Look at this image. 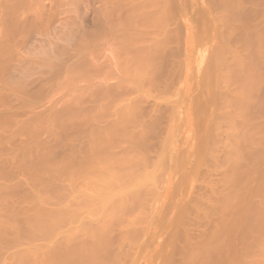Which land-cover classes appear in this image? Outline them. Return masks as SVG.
<instances>
[{
  "label": "bare ground",
  "instance_id": "obj_1",
  "mask_svg": "<svg viewBox=\"0 0 264 264\" xmlns=\"http://www.w3.org/2000/svg\"><path fill=\"white\" fill-rule=\"evenodd\" d=\"M9 1L11 2V0H8V2ZM30 1L33 2V0H30ZM37 1L39 2V0H37ZM37 1H35V2L37 3ZM182 1H184V0H182ZM191 1H194V0H188L187 2L185 0L186 3L183 2V4H181L182 3L181 0H104L106 7H105V4H103L105 9H103L102 14L99 15L100 17L102 16L100 18V20H102V21L98 20L99 22L97 24H99V25H98V28H96V29H98V31L97 30H96L97 32L92 31L93 33H91V32L88 33V31H87V34L85 36V40H86V38H87V40H86V42L84 41L86 43L85 47L88 50L87 52H89V51L94 52L93 49H95L98 46V44H100V42H102L103 40L106 42L110 41L109 45H112V47L115 46V48H116L115 51H116V53L120 59L119 61H121L120 67H121L123 77H121L120 79L118 78V80L116 81V83L114 85H112V87L109 86V87L102 88L101 87L102 85L101 86L98 85V88L94 89L96 85L95 86L93 85V87H92L93 90H92V89H90L91 88V86H90L89 91H87L89 93L85 92V94H84V92L82 91L83 94H81L80 96L78 93V97L77 98L74 97L75 99L70 104L67 103L69 105L61 111H57V112L54 111V112H52L50 114H46V115L41 114L40 116H42V117L39 116V119H37L38 116H37V118H35L33 116L34 115L33 114L32 116L35 119V121L31 120L32 123H30V122L24 123L23 122L24 123L23 124L22 122H20L21 123L20 126H21L22 130L24 129L26 131H30V129L31 130L45 129L48 132L50 131L52 134H53V132H55V134H54L55 136L57 134L56 131L58 132L61 128H63V127L65 128L66 126L71 125V124H74V125L76 124V125L83 126V127L78 126L80 128L79 129L77 128V129L80 131L82 130V133H83V130L85 129V131H84L85 135H84V140L81 139L82 141L80 140V142H79L80 146L77 145V146L81 147L80 151L82 152V153H79L80 156L77 155L78 157L76 156L75 152L74 153L70 152L67 155L65 154L67 157L63 155L61 159L58 158V160L56 161L55 159H52V157L50 155V152L53 151V149H51L52 146L50 145L51 147L49 149V148H46V144L44 145L42 143H39V144L40 145L42 144V146L47 149V150H45V148H44V150L46 152H43L40 154V152L44 151L43 149H40V150H42L39 152L40 156L35 157L37 154H34V155L32 154V156H34V158H35V159H33V157H32L33 160L31 158H29L31 155L27 157V153H26V150L29 149L30 146H28L27 148L24 147L25 145L23 147L21 146V148H19L20 150L17 149V151H19L20 153H18L15 150V152L18 153V154L16 153V155L18 156V158H17L18 162L15 161L16 155H15V160L13 159L10 161H12V163H14V164H19V165H15V166H17V168H19L22 165L23 170H21V169L20 170L23 171V173H24V171L27 173L28 179H25L22 181L24 182V181L28 180L29 183L28 182H26V183H28L27 185H29V187L26 186L25 182H24L25 184H22L20 181H19V183H21L22 186L25 185V188L27 187L26 189H30V190H27L28 192L30 191V194H31V196H29L30 198H28V200H30V203L32 205L30 206L31 208L28 207V209H27L28 211H24L23 206H20V205H15V206H20L23 209V211H22V209H21V211H18V210L15 211V209L12 207H10V208L13 209L14 211L11 209L8 210L9 207L6 208V206H8V203L10 202V200H8V199L6 200L5 194L4 195L2 194V193H5V192H2V189L4 188L6 190V187H5L6 185L2 182L5 186L4 187L0 186L1 187L0 188V243L1 242L4 243V241L7 242L9 240H12L11 242L9 241L10 242L9 245H11V243L20 242V240L23 239V238H21V236L19 237V233H22V232H20L21 229H23L25 231V232L23 231L26 235L25 236L23 233L24 237H27V234H28L29 235L28 237H30L31 239L35 238V240H36L37 235H39L38 239H40L39 237L42 236V237H45V239H48L47 242L48 241L51 242V240L53 242V241H55V239H57V237L55 238V236H57V234L59 233L58 234L59 239H57V240H59V241L62 240V241L61 242H59L57 240L55 241L56 243L58 242V244L59 243L60 244L59 245L57 244L58 247H57L56 243L53 244L54 246L56 245L55 246L56 249H54V250H53V248H50V250H48V248H46V247L45 248L43 247L44 248V250H43V248L40 249L39 247L36 246L35 243L38 241L34 242V240L32 241L29 238L28 240L29 241L31 240V242H29L30 247L33 249L30 250L29 249L30 247H29L28 249H25V250H27V252L26 251L24 252L23 250H21V252H19V253H18V251L16 253L14 252L16 255H14L12 253L14 256V259H13L14 261L11 262L12 264H103L104 263L103 262L104 258H102V254L104 252V249H106L105 247L108 245V244H106L107 243L106 241H107V238L109 235V230L112 231L114 229V227L116 228L117 226H118L117 228H119V229H121V227L123 226V229H124V225L122 223L127 225V222H129V220L127 221V218L129 217L130 220L132 219L131 218L132 215L130 216V215L126 214V212L128 213V210H129L127 207L128 204H131L133 200L135 201V199H138V198L141 199V201H143L144 199L142 200L141 196H144L143 194L146 193V190H148L147 192H149V190H151L148 186H149V183L152 186L151 180L155 177L151 173L152 170H154L156 168L157 172L155 171V173L157 174V176L160 173L159 172L160 170L159 171L157 170L158 167H160V166H158L160 159L156 160V157H159L160 155H158V156L156 155V157H155L156 161L153 160L154 162L152 161L151 163H148L146 161L147 159L145 158V155H144V153H145L144 150H142V148L139 146L143 136L147 133L148 128H150V126L152 125L150 123L151 120L146 118V117H149L147 115H149V112H150L151 113L150 118H151V116L153 114H156L159 112L160 109L165 108L164 106L165 105L167 106V104L169 103V99H172L171 97L173 95H175L177 91H178L177 92L178 94H176V95H178V97L176 99L174 98L175 101H171L173 104V107H172L171 111L169 110L170 113L168 112L169 113L168 115H170V116L168 118L166 117L167 118L166 120L173 122V121H175L176 118H181V117H176V115L177 114L179 115V113L183 114V112H184L186 117L190 115V111H191L190 105H185L183 107L181 106V103L183 102V100H182L183 96H181V98L179 97V95H180L179 91H181L182 88L180 87L181 88L180 90H179V88L176 89L177 91L172 90V91H174V93L171 96L172 92H169L170 93V95H169V93H168V91H169L168 87L169 86L167 83L165 84L164 75H162V72L160 73V71H162L160 69L162 66L161 63H162V61L166 62L163 59L165 58L164 56H166V57L168 56V54L166 55V53H169L167 51L169 50V45L171 43V40L173 39L171 34H170V32H171L170 28L168 29V25L175 18H177L175 15H173L175 13L183 19L184 23L188 22V23L192 24L191 25L192 27H191L187 23L189 30L196 31L195 27L193 28V26L196 25L198 31L200 32V34H198L200 37L198 35H196V38L194 37L196 33H199L198 31H196V33L192 31V33H195L194 36L192 33H190V34H192L191 36H193V39L195 38V41L200 40V42H202L200 44V46H204V48H203L204 50H205L206 43L209 44V47L214 46V49H212L213 50L212 51L213 53L211 54L212 56L211 55L207 56L208 61H206V63H208V64L210 63V64L207 67L205 64L204 69L202 68L203 71L200 72V74L198 73V76H200V77H198V85L203 91V92L201 91L202 94L205 92L204 94L207 93L206 96H208L207 100H206V97L203 94L206 102L202 103V109H203V107H206V105L207 106L211 105V106H214L213 108L216 109L217 112H219L218 114L215 113L217 115V117L214 114H211L210 116H208V117H213L212 120H214V121L216 118L218 119L217 123L213 122V124H216V125L212 124L213 128H211V129H217V131H218V130H220V127L222 126V127H224V129H226L227 133L228 132L230 133L229 134L230 136H226L227 133L225 132V130L223 129L224 131H221V133L225 132L226 137L230 138V139L227 138L224 140V141L228 140V142L226 141V145L223 144L224 147L222 146V148L226 152L225 156H224L225 157L224 162L228 166L231 167V171H230V174H225L226 177L223 179V184H222L223 186L221 187V189L218 188L219 190L213 189L211 191L209 188L210 193L213 192V196H214L213 199L210 198L209 200H211V199L213 200V203H211V204H213L212 206L217 211L224 210L227 206L229 207V205L232 203L233 200L235 201L237 196L235 197L236 192H234V191H237V190L233 191V189H235V188L237 189L238 186H236L233 189L230 186L232 184L234 185V182H235V179H234L235 176L232 175L233 170H235V168L238 167V165L241 162H244V166L246 165L247 168L249 167L248 169L247 168H245V169H247L250 172V169L253 166V165L251 166V163H252L251 158L252 157H250V155H251L252 151L255 149H257V151H259L258 149H259L260 145H262L261 144V143H263L262 141H264V71H261L260 70L261 67L260 68L258 67V66L263 67V60L261 62L262 64L260 62L258 64L257 62H254L253 60H255V59H252V57H251L252 53H254L253 56L255 55L256 56V57L254 56L255 58H257V59L258 58L259 59L264 58V44H263L264 42L261 38L262 33H260L261 31L262 32L264 31V29H263L264 28V0H262L263 2L261 3V5L257 0H251V2L253 1V3L257 1V3H254V4L251 3V7L253 5L257 4L255 7L258 8L257 9V10H259L258 13L260 12L262 17L258 19L260 14L257 15L255 12V14H256L255 16H258V17L257 18L255 17L254 19H258L259 21L258 22L255 21V23H254V19H253L254 13H253V15H252L253 23L250 22L252 24L249 23V26L243 25L245 23L242 21L243 19H241L243 17L245 18V16H244L245 11H246L245 9H246L247 5H250V4H248V3H250V1H248V0H219V1L218 0H210V2H209V0H206L209 4L203 3V6L201 5L200 0H197L198 2L197 1L196 2L198 4H196V6L197 5L199 6V3H200V5L202 7H199L200 9H197V7H196L197 10L190 11L189 10L190 6L193 5L191 3ZM1 2H5V0L4 1L0 0V5L2 4ZM14 2L15 1H13V3ZM35 2H33V3L36 4ZM174 2L176 5L174 4ZM203 2H205V1H203ZM6 3H7V1H6ZM6 3H4V6H3V9L5 7L4 11L2 9H0V10H2V13L5 12L6 9L9 10V8H10V7H8V5H5ZM9 3H7V4H9ZM33 3H31V6ZM187 3L189 4V7H188ZM258 3H259V5H258ZM26 4H28V3L26 2ZM34 4H33V6H36ZM204 4H205V6H204ZM38 7H39V5H38ZM191 9H193V7ZM257 10L255 9V11H257ZM253 11L254 10H252L251 12H253ZM246 12L249 13V9H247ZM100 13H101V11H100ZM10 14H12L11 17L13 15H15L13 13H9V15ZM250 15L248 17L246 14V18L250 19L251 18ZM1 18H4V16ZM13 18L16 19L14 16H13ZM13 18H10L11 21L13 20ZM4 19H7V18H4ZM4 19H3V21H5ZM1 20L2 19H0V21ZM248 22H246V24ZM10 23L12 24V22H10ZM73 23H75V22L73 21ZM0 25H1V23H0ZM3 25H4V27H2L1 29L5 28L6 23L2 24L1 26H3ZM260 26H262V28ZM70 27L71 26H69V28ZM245 27H246V32H245ZM69 28H66V29H69ZM1 29H0V31H3L2 32V33H4L3 35L7 36L4 39H6L7 41L9 40L8 42L11 43L13 46V41L9 38L10 37L9 34L8 35H7V33L5 34V30L4 29L1 30ZM6 30H7V28H6ZM76 30H78V29H76ZM84 30H86V29H84ZM81 31H82V29L80 30V32ZM252 31L257 33V34H255V36L257 35V37H259L258 38L259 41L256 40V38H254V37H252V39H251V41L254 40L255 43H257L255 48L253 45L250 44V42H251L250 40H246V43L244 42L245 38H247V37H244L245 33L251 32V34H253L254 32L252 33ZM65 32H66V30H65ZM75 33H76V31H75ZM94 33H96L95 35H97V34L98 35L95 36ZM84 35H85V32H84ZM78 36H80V35H78ZM191 36L189 35V37H191ZM197 36H198V38H197ZM57 37H58V35H57ZM63 38L64 37H62L61 39L63 40ZM79 38L80 37H78V40L80 41ZM199 38H201V39H199ZM65 39H66V37H65ZM98 39H102V40H98ZM96 40H98L99 43H97V46L93 47ZM7 41L5 42L6 47L3 48L0 46L1 49L3 48L2 50L0 49V52L9 50V48L12 47V46L10 47V45H9V43H7ZM70 41L71 40H69V42ZM247 41H249V44L251 45V47L247 44L248 43ZM52 42L53 41H51V43ZM65 43H67V42H65ZM203 43H205V44H203ZM2 44H3V42L1 43V45ZM54 44H55V42H54ZM72 44H73V42H72ZM7 45H9V47ZM54 46H56V45H54ZM194 46H195L194 50H196V52L201 51V49H202L201 47H200L201 49L198 48L200 50V51H198L196 49V47L198 45H194ZM209 47L207 45L206 51L207 52L209 51L211 53V51H210L211 49L208 50ZM212 47H210V48H212ZM5 48H6V50H5ZM77 48L81 51L80 53H82V50H81L82 48H79V46ZM249 48H251L252 53L250 52ZM177 49H179V48H177ZM204 50H202V51H204ZM253 50H254V52H253ZM42 52H43V50L41 51V49H39V51L37 52L39 54L36 53V55L37 56L38 55L44 56V58L46 57L47 59H49V57H50V60L54 61L55 63L57 62V61H55L56 59H60L55 55L57 58L55 60H52L51 56L47 57L48 54L50 55V52H48V54H47V52H44L47 54L46 56ZM78 52H76V53H78ZM201 52H200V55H201ZM4 53L1 52V54H3V55L0 54L1 59H3V56L6 54V53L5 54ZM59 53L60 54L62 53L61 55L65 54V53L63 54L62 51H60ZM66 53H68V52H66ZM80 53L77 55L80 56ZM210 53H208V54H210ZM85 54L83 57L84 59H86V57L88 58L89 54H91V53L90 52L87 53L88 55L86 54V56H85ZM192 54H193V52H192ZM205 54H206V52H205ZM36 55L34 53V56H36ZM51 55L53 56L54 54H51ZM69 55H68V57H69ZM73 55L75 56L76 54H72L71 56H73ZM185 55H186V52H185ZM29 56L34 58V56L32 54ZM79 56H76V57L79 58ZM91 56H93V55L91 54ZM210 56H211V58L208 59V57H210ZM204 57H206V55ZM4 58H5V56H4ZM38 58L41 59V57H39V56H38ZM54 58L55 57L53 56V59ZM80 58H81V56H80ZM30 59L32 60V58H30ZM71 59H73V62H74V59H76V58L73 57ZM183 59H184V57H183ZM36 60L35 59H34V61L32 60L33 63ZM68 60H69V58H68ZM259 61H261V60H259ZM46 62L47 61L45 60V62H43V63L45 64ZM58 62H59L58 64H60V63L62 64V61H58ZM76 62H74V64H71L69 62L70 65H67V67H65L66 65L64 66V64H66V63L62 64L65 67V69H64L65 71L63 70V72L65 73L64 74L65 78L69 82L72 79L74 80V77L77 74L81 75V76L82 75L87 76V74H92L93 72L89 71V72H91V73H89L87 70L89 69V67L92 68L93 66L96 65L95 64L92 66L90 64H92L93 62L90 63V61H88L89 65L86 64L87 67L89 66L88 69L86 66L85 67L83 66L84 68L87 69V70H84V71H86V72H84L86 74H83V73L79 74V73H81V72H79L80 69H82L83 67L81 66L82 63H79V62L76 63ZM31 63H28V64L31 65ZM51 63H53V62H51ZM51 63L47 62L46 64H48V65L47 66L45 65V66L49 67V69H50V67H52L51 65H53ZM184 63H186V61ZM174 64H175V62H174ZM30 65H29V68H30ZM38 65H40V67L43 66V64L41 63V60H40L39 64H37V66ZM84 65H85V61H84ZM46 67H44V69ZM53 67H56V65ZM57 67H56V69L55 68L54 69L57 70ZM183 67H185V66H183ZM91 68H90V70H91ZM94 68H96V67H94ZM169 68H170V66H169ZM199 68H201V65ZM33 69H34V67H33ZM58 69H59V67H58ZM162 69H163V67H162ZM37 70H38V68H37ZM95 70L96 69H94V72H95ZM198 71H200V70L198 69ZM61 72H62V70H61ZM63 72H62V74H63ZM22 73L25 75L24 72H22ZM40 74H42V73H40ZM54 74H53V76H54ZM160 74L163 76V79L160 78L161 77ZM172 74H174V73H172ZM168 75H169V73H168ZM184 76H185V74H184ZM87 77H89V75ZM187 77L185 78L186 80L188 79ZM194 79L197 80V78H194ZM37 80H39V79H37ZM162 80L164 82L161 83ZM10 81H11V79H10ZM188 81H190V83H191V78L188 79L187 82ZM192 81H193V79H192ZM11 82L10 83H9V81L7 82V84L9 83L8 84L9 88L7 87V89L11 88ZM65 82H66V80H65ZM14 83L12 82V85ZM159 83H161L162 85H159ZM184 83H186V81ZM8 85H6V86H8ZM42 85H43V83H42ZM193 85H194V83H193ZM226 85H227V87H225ZM62 86H63V84H62ZM99 87H101V88H99ZM125 87H128V88H125ZM124 88L131 90L129 92L133 93L134 98H132V97L129 98L128 94H131V93H128L127 94L128 98L125 97V100H124V97H123V99H122V97L120 96L121 92L127 91ZM196 91L198 92L197 88H196ZM82 92H80V93H82ZM186 92H187V89L185 88V90L181 91V95L182 94L184 95ZM209 93H210V95H209ZM199 94H200V91H199ZM122 95H124V94H122ZM119 96L121 98H119ZM152 96L157 101H159L160 103L158 104V102H157V104L156 103L153 104L155 106L152 105L153 106L152 109L148 112V114L146 116L144 115L145 117H143V118L144 119L146 118L147 121H141L143 118L141 116H138L141 113V111H140L141 106H139L140 105L139 103H141V104H143V103L140 101L138 103L137 100H142L144 98L145 99L147 98V100H149L148 98H151ZM188 96H189V93H188ZM193 97H195V96H193ZM183 99H184V97H183ZM196 100H195V102H196ZM87 104H89V106H87ZM211 106L208 108L206 107L205 110L209 109V108L211 109L212 108ZM139 108H140V110H139ZM179 109H181V110H179ZM139 111H140V113H139ZM210 111H215V110H210ZM108 112L109 113L111 112V113L109 114ZM161 112H159V114ZM200 112L201 113H198V114H200V116L202 114H204L201 110H200ZM107 113L112 118L111 117L107 118ZM143 113H145V112H143ZM193 114H194V112H193ZM136 115H137V117H140V120H138ZM63 116H65V117H63ZM142 116H143V114H142ZM208 117L205 119L206 122L209 119ZM36 119H37V121H36ZM209 120H210L209 122L212 123V120L211 119H209ZM33 121L35 123H33ZM169 121H168V123H166V126H167V124L169 126H171V124H170L171 122L169 123ZM206 122H204V124ZM207 123L204 126H206ZM177 124H179V123H177ZM177 124H175V125H177ZM172 125H173V123H172ZM13 126H14V123H13ZM15 126H17V124ZM20 126L19 127L17 126V128L20 129ZM209 126L211 127V124ZM6 127H8V126H6ZM173 127H170V128L168 127L169 130L167 129V127H165L166 130H168L166 132L167 133L169 132L168 134L166 133L167 135H169L171 132H173L175 130H178V129L173 128ZM175 127H177V126H175ZM172 129H174V130L172 131ZM203 129H205V128H203ZM206 129H208V128H206ZM206 129H205V131L203 130L204 132L202 131L204 133V134H201V135H203V137H201V140H200L201 142L199 143L198 147L196 148L199 151H198V153L195 152L200 156L202 154V157H200V159L203 158V156H205L206 153L208 155L212 154V153L208 152L210 150L208 147L209 140L207 138L208 133L210 135L211 132L208 131V133H206L207 132ZM2 130H3V128H2ZM221 133H219V134L221 135ZM166 134H165V137L167 136ZM205 134L207 136H205ZM172 136L174 137V134H172ZM172 136L169 135L168 137L170 138ZM168 137H167V139L169 140ZM175 137H176V135H175ZM175 137H174V139H175ZM192 137H193V135H192ZM31 138H32L31 142L33 144L38 143L35 141V137H31ZM73 139L74 138H72V140ZM177 139H178V137H177ZM177 139H175V140H177ZM215 139H216V137H215ZM69 140H70V138H69ZM72 140H70V141H72ZM170 140H171V138H170ZM211 140H210V142H211ZM31 142H30V145H31ZM165 142H167V141H165ZM170 142H168V144ZM210 142H209V144H210ZM23 143H25V142H23ZM39 144H37L36 146H38ZM65 145H66V143H65ZM242 145L245 147L244 149H246V151H244V152H246L245 154L242 151L243 150V147H241ZM31 146H33V145H31ZM42 146L41 147L38 146V147L43 148ZM73 146H75V145L72 144V147ZM77 146H76V150L79 149V147H77ZM158 146H159V144H158ZM215 146H217V145H215ZM218 146L221 147L220 145H218ZM239 146L242 148V150H241V148H239ZM48 147H49V145H48ZM263 147H262V149H263ZM68 148H69V146H68ZM73 148H72V150H73ZM222 148H220V149H222ZM48 149L52 150V151H49ZM161 149H162V147L160 148V150H159V148L157 149V150H159L158 151L159 153L160 152L163 153L162 150L164 151L165 148H163L162 150ZM172 149H174V148H172ZM239 149L241 150V153H243V154H241L239 152ZM76 150L74 149L73 151H76ZM10 152H11V150H10ZM12 152L15 153L13 150H12ZM158 152L156 151L157 154H158ZM176 153L173 150V154H176ZM188 153L193 154V152H191V151H189ZM204 153H205V155H204ZM239 153L242 156L246 155V158L244 159L245 161L240 158L241 155L239 156ZM8 154H10V153H8ZM1 155H2V153L0 154V156ZM6 155H5V157H6ZM164 155L166 156V154H164ZM212 155H209V156H212ZM9 156H11V154ZM12 156H13V154H12ZM2 157L3 156H1L0 158H2ZM161 157H162V155H161ZM178 157H176V158H178ZM6 158H9V157H6ZM26 159H28V160L31 159V160L27 161ZM200 159H198V161H200ZM179 160H180V158H179ZM194 160H195V157H194ZM26 161H27V163H26ZM176 161H177V159H176ZM1 162H2V164H4V161H1ZM197 162H196V164L199 163V162L198 163ZM168 163H170V162H168V159H167V164ZM177 163L180 164L179 162H177ZM14 164L10 163L9 168H10V166L13 167ZM148 164H150V166L153 167V168H151L152 170L148 169ZM175 164L176 163H174L172 165V167H176V166H174ZM4 165L1 166L0 168L4 169ZM181 165H182V162H181ZM242 165H243V163H242ZM15 166L13 168L14 171L16 168ZM6 167H8V166H5V168ZM188 167H189V165H188ZM257 167H255V169H258ZM20 168H22V167H20ZM8 169H5V170L7 171ZM6 171L0 170V179H4V178L6 179V176L8 177L7 174H9L10 171L9 172L7 171L8 173ZM254 171H255V175H256V170H254ZM12 172H13V170H12ZM249 172H246V173H248L250 175ZM257 172H258L257 174H259V171H257ZM248 174L246 175L247 176L246 178H248V176H249ZM10 175H12V173ZM24 175H25V173H24ZM249 177H251V175ZM254 177L252 176V178H254ZM10 178H11V176H10ZM60 179L67 180L68 187L71 185L72 188L69 187L70 188L69 190L71 192L70 196L72 197L71 199L73 200L74 205H72L73 203L70 202L71 204L69 206H71V208L65 207L67 210H63L62 208L60 209L59 208L60 206L59 207L55 206L56 210H54V211H53L54 208L51 209L50 211L48 209H46V210L43 209L45 207L42 204H44V202L47 203L46 201H49V200L51 201V199H53L52 196H54V195L50 194V192L51 193L53 192L52 189L55 190V186H52V185L53 184L56 185V183L59 182ZM232 179H234V182ZM249 179H247V180H249ZM260 179L261 178H259V180ZM8 180H10V179H8ZM229 180L231 181L230 185H229L230 182H228ZM261 181H263V180H261ZM261 181H257V182L260 183ZM0 182H1V180H0ZM4 182H7L6 184L10 185V186H13L15 183V182H13V184L11 185L10 184L11 180L9 183L6 180ZM2 183L0 185H2ZM69 183H70V185H69ZM251 183L254 185V182H251ZM259 183H256V185H258ZM15 185H17V183H15ZM226 185H229V187H227V190H226ZM253 185H251V186H253ZM260 186H262V185H260ZM7 187H8L7 189H10L9 186H7ZM152 187H154V186H152ZM229 189H230V191H228ZM244 189H245V187H244ZM253 189H255V188H253ZM238 190H239V188H238ZM207 191L208 190H206V192ZM259 191H262L263 195H261V192H260V195H261V196H259L260 199H258V198L257 199L264 203V200H263L264 199V192H263L264 189L263 190L260 189ZM59 192H61V191L58 190L57 193H59ZM251 192H252V190H251ZM9 194H11V193H9ZM53 194H56V193L53 192ZM254 194H255V192H254ZM57 195L58 194H56L55 196H57ZM248 196L250 197V195H248ZM25 197H27V196H25ZM240 197L241 196L238 195V198H240ZM252 197H253V194H252ZM254 197H256V195ZM71 199H69V201ZM199 200H200V198H199ZM6 201H8V203ZM237 201H238V199H236V202ZM203 202H206V200ZM262 202H261V207H259V208L264 209V208H262V207H264V204ZM12 203H14L13 200H12ZM176 203L177 202H175V207L177 206ZM206 203H208V202H206ZM180 204H183V200H182V203H180ZM258 204H254L253 206L258 205ZM41 206H42V209L40 208ZM129 206L131 208V205H129ZM185 206L187 207L186 204H185ZM173 207H174V205H173ZM213 207H211V208L213 209ZM250 207H251V205H250ZM181 208L183 209V207H181ZM179 209H180V206H179ZM179 209H178V211L180 213ZM186 209L187 208H185L184 210H186ZM184 210H182V212ZM198 210L199 209H197V213L204 216L202 212L205 210H203V211L200 210L201 213ZM137 211H134V213H135L134 217L139 216V215L136 216V213H138ZM208 211H209V209H208ZM226 211H227V209H226ZM211 212H210V214H211ZM257 212L258 211H256V213ZM140 213H141V209H140ZM227 213H228V211H227ZM250 213H252V211ZM256 213H255V215H256ZM124 214L126 215V217L124 216ZM142 214L143 213H141V215ZM184 214H185V212H184ZM212 214H213V212H212ZM212 214H211V216H215V212H214V215H212ZM232 214H234V213H232ZM177 215L178 214H176V216ZM180 215H181V213H180ZM207 215H208V213H207ZM207 215H206V217H207ZM202 216H200V217H202ZM219 216H221V215H219ZM244 216H245V214H244ZM142 217H144V216H142ZM123 218H125V220ZM139 218H141V217H139ZM253 218H255V217H253ZM88 219H90V221ZM91 219H94V222L96 224ZM144 219H145V217H144ZM86 220L88 222H86ZM96 220H97V222H96ZM123 220H124V222H123ZM133 220H134V218H133ZM176 220H178V218ZM176 220H174V223H177ZM234 220H235V215H234ZM65 221L69 222L71 226H72V223H74V222L76 223V224L74 223L75 225H78V226H76L78 229L75 228V229H77L76 230L77 233H79L78 236L74 235V233H73V231H75L74 228L72 231L66 230L67 233L64 230L66 233L64 235L60 234L63 232L60 229V225L62 222H65ZM91 221L95 225H91L92 224V223L90 224ZM169 221H171L170 224L172 225V220H169ZM183 221H181V222H183ZM214 221H216V219ZM181 222L179 224H181ZM130 223L131 222H129L128 224H130ZM165 223H167V222H165ZM255 223H253V224H255ZM131 225H132V227L136 228L138 224L136 226H133V224H131ZM167 225H169V223ZM218 225H219V223H218ZM220 225H221V223H220ZM71 226L69 228H71ZM176 226H178V224H176ZM180 226H182V224ZM132 227H127V228H132ZM214 227H216V225ZM229 227H230V225H229ZM232 227H230V228H232ZM69 228H67V229L69 230ZM249 228L250 227H248V229ZM123 229H121V230L125 231V233H126V230H123ZM121 230H120V234L123 237H126L123 235L125 233L124 232L122 233ZM60 235H61V240H60ZM213 235H215V234H213ZM167 238H169V237H167ZM262 238H264V237H262ZM45 239H44V241H45ZM124 240L125 239H123V241ZM131 240L132 239H130V241ZM253 240H256V239H253ZM9 242H7L6 244H8ZM20 243L22 244V242H20ZM17 244L18 243H16V245ZM31 244L33 246H35V248ZM166 244H167V242H166ZM260 244H261V242H260ZM12 245H14V244H12ZM44 245H47V244H43L40 246L42 247ZM199 245H197V246H199ZM262 245H263V243H262ZM4 246H6V245L4 244ZM48 246H50V245H48ZM51 246H52V244H51ZM200 247H197V248H200ZM2 248L3 247H0V249H2ZM252 255H253V253L251 254V256ZM3 259H4V257H3ZM10 260H11V258H10ZM168 260H166V261L163 260V262H167ZM247 262H248V260H247ZM11 263H9V264H11ZM168 263H169V261H168ZM247 264H249V263H247ZM251 264H264V246H261L260 254L253 261H251Z\"/></svg>",
  "mask_w": 264,
  "mask_h": 264
},
{
  "label": "rangeland",
  "instance_id": "obj_2",
  "mask_svg": "<svg viewBox=\"0 0 264 264\" xmlns=\"http://www.w3.org/2000/svg\"><path fill=\"white\" fill-rule=\"evenodd\" d=\"M2 1H4V0H2ZM6 1H7V3L10 2V1L8 2V0H5V2H1L2 4L0 5V9H2L3 11L5 9V7L3 9V6H4V3H6ZM13 1H15V2L13 3ZM35 1H37V0H33V2H35ZM187 1L188 0H186V2ZM196 1L197 0L191 1V3L193 4V5H191L193 7V9H191L192 7L190 6V9H189L190 11L200 9L199 7H202L203 3L209 4L206 0H203L205 2L200 0V3L202 6L200 5V3H199V6L198 5L196 6V4H198L197 3L198 1L197 2ZM248 1H250V3H248L250 5H247L245 10L247 11V9H249V13L245 11V15H244L245 18L244 17L241 18V19H243L242 21L245 23L243 25H245V26H249L250 22L253 23V20H252L253 13H254L253 19L255 17L256 18L258 17V16H255L256 14L257 15L260 14L258 19L262 17L261 13L260 12L258 13V11H259V10H257L258 8L255 7L257 4L253 5L254 7L253 6L251 7V3H253V1L252 2H251V0H248ZM257 1L260 3V5L263 2L262 0H257ZM257 1L254 3H257ZM26 2L29 5L26 4ZM33 2L30 0L29 1L28 0H26V1L25 0H11V2L9 4H7V3L5 4V5H8V7H10L9 10L6 9L7 11L5 10V12H3V13H2V10H0V13L2 14V15L0 14V19H2L0 21V23H1V25L6 23V26L3 29L5 30V34L6 33H7V35L9 34V36H10L9 38L13 41V46H12V44L8 42L9 40L7 41L6 39H4L7 36L3 35L4 34V33H2L3 31H0V46L3 48L6 47V45H5L6 41H7V43H9L10 47L12 46L11 48H9V50H6V48H5L6 51H1L2 53L5 52L6 54L4 53L5 58H4V56H3V59L0 58V154L2 153L1 156H3L2 157L3 159L0 158V167L5 164L4 169L0 168V170H3V171H6L5 169L9 168L10 163L14 164L10 160H13V159L15 160L16 153L17 152L20 153L19 151H17V149L20 150L19 148H21V146L23 147L24 145H25L24 147H26V148L28 146H30L29 149L26 150V153H27V157L31 155L29 157L31 159H32V157H33V159H35L34 156H32V154L33 155L37 154L35 157L40 156L41 153L46 152L45 151V150H47L46 148L50 149L51 146H52L51 149H53V151L49 150V149L48 150L52 151V152H50V155H51L52 159H55L56 161L58 160V158L61 159L63 155L66 156L70 152H73V153L75 152L76 156L77 155L80 156L79 153H82V152L80 151L81 147H79L80 146L79 142L81 139L84 140V135H85V132H84L85 129L83 130V133H82V130L81 131L78 130L80 128L78 126H81V125L71 124V125L66 126L65 128L63 127L58 132L56 131L57 134L55 136L54 135L55 132H53V134H52L50 131H49L50 132L49 133L45 129H36V130L30 129V131H26L24 129L22 130L21 126H20L21 125L20 122L32 123L31 120L35 121L33 116L35 118H37V116H38L37 119H39V116L41 114L46 115V114H50L54 111H56V112L61 111L65 107H67L75 98L78 97V93H79V96L81 94H83V92H84V94H85V92L89 93L87 91H89L90 86H91L90 89H92L93 85L97 86V87L95 86L94 89L98 88V85L99 86L102 85L101 86L102 88L109 87V86L112 87V85H114L116 83L118 78L120 79L121 77H123L121 67H120L121 61H119L120 59H119V57L115 51L116 50L115 46L112 47V45H109L110 41L106 42L103 40L97 46V43H99L98 40H102V39L96 40L93 47H95V46H97V47L95 49L92 48L94 50V52L89 51L93 56H91V54H89L88 58L86 57L87 60L83 58L85 53L86 54L89 53V52H87L88 50L85 47L86 46L85 42L87 40V38L85 40V36L87 34V31H88V33H90V32L93 33L92 31L95 32L96 30L98 31V29H96V28H98L99 24H97V23L99 22L98 20H100V18L102 17V16L100 17L99 15L102 14L103 9H105V7H106L104 0H39V2L38 1H37V3L35 2L36 4H34ZM181 2H180L181 4H183V2L186 3L185 0L184 1L181 0ZM209 2H210V0H209ZM31 3H33L36 6H33V4L31 6ZM259 3H258V5H259ZM103 4H105V7ZM174 4H175V2H174ZM205 4H204V6H205ZM38 5H39V7H38ZM187 5L189 7L188 3H187ZM196 7H197V9H196ZM255 9L257 11H255ZM252 10H254V11L251 12ZM100 11H101V13H100ZM255 12H256V14H255ZM9 13L15 14L13 16L16 19H14L13 16L11 17L12 14L9 15ZM246 14L248 17L251 14L250 15L251 18L250 19L246 18ZM173 15H175L177 18L174 17L175 19L172 21L173 23L171 22L173 25L171 23L168 25V29L170 28V31H171L170 34L173 38V39L171 38L172 44L170 43V45H169V50L170 49L171 50L167 51L170 54L166 53V55L168 54V56H167L168 58L166 56H164L165 58L163 60H165L166 62L162 61V63H161L162 66L160 68L162 71H160V73L162 72V75H164L165 84L167 83L169 86L168 87L169 88L168 93L172 92L171 96L174 93V91H177L176 89H178V88H179V90L182 88L181 91L185 90V88L187 89V92L184 95L183 94L181 95V91H179V93H180L179 97L180 98H181V96L184 97V99L182 97V100H183V102L181 103L182 107L185 105H190V109H191L190 115L186 117L184 112H183V114L179 113V115L177 114L176 117H181V118H176L175 121H173V122L168 120L169 123L171 122L170 123L171 126H169L168 124L166 126V123H168V121L166 119L170 116L168 114L170 113V111L172 110V107H173V104L171 101H175V99L178 97V95H176V94H178L177 93L178 91L175 94L176 96L175 95H173L172 97L170 96L173 100L169 99V103L167 104V106L165 105L164 106L165 108L159 110V112H161V111L162 112L160 114H159V112L156 114H153L151 116V118H150L151 113L149 111L152 109L153 106H155L153 104H155V103L157 104V102L159 104L160 102L157 101L153 96L151 98H148L149 100H147V98L146 99L144 98L142 100H137L138 103H139V101L143 103V104L139 103L140 104L139 106H141V110L139 108L141 113L139 111L140 114L138 113L139 114L138 116H141L143 118L149 112V115H147L149 117H146V118L150 119L151 120L150 123L152 124L151 126L149 125L150 128H148L147 133L143 136L139 146L142 148V150H144V152H145L144 155H145V158L147 159L146 161L148 163H151L153 160L156 161V160L160 159V162L158 165L160 167H158V169H157L158 171L160 170L159 171L160 173L157 176V174L155 173L156 168L154 170H152L151 168H153V167H151L150 164H148V169L152 170V172L151 171L150 172L153 174V176H155L152 179L153 181L151 180V184L154 187H152L149 183L148 187L151 190H149V192H147L148 190H146V193L143 194L144 196H141L142 200L143 199L144 200L141 201V199L138 198V199H135V201L137 200L136 202L133 200L132 203L130 202L131 204H128L127 207L131 212L128 210V213L126 212V214H128L130 216L132 215V217H131L132 219L130 220V218L127 216L128 217L127 221L129 220V222H131V223L128 224L129 222H127V225L122 223L124 225V229H123V226L121 227V229L126 230V233H125V231H122L121 229L117 228L118 226L116 228L114 227V229L112 231L109 230V235H108V238L106 241L107 242L106 244H108V245L105 247L106 249H104V252L102 254V258H104L103 264H163V263L164 264H247V263L251 264V261H253L260 254L261 246H264V241H263L264 238H262V237H264V211H263L264 209L259 208V207H261L262 201L258 200V199H260L259 196L263 195L262 191H259V190L264 189L263 188L264 187V177H263L264 176V168H263L264 167L263 166L264 165V150H263L264 149V147H263L264 141H262L263 143H261V144L263 146L260 145V147L258 149L259 151H257V149H255L257 152L255 150H253L251 155H250V157H252L251 162L252 163L254 162L253 164L251 163V166L252 165L253 166L251 167L250 172L247 170L249 167L247 168L246 165L244 166V162H241L238 165V167H236L235 170H233L232 175L235 176V178H234L235 182H234V179H232V180L234 182V185L233 184L230 185L231 181L230 180L228 181V182H230L229 185L232 187V189L235 188L236 186H238L237 189L236 188L233 189V191L237 190L234 192H236L235 197L237 196L236 199H238V201L236 202V199L234 198L235 201L233 200L234 202L232 201V203L229 205V207L227 206L224 209L225 211L224 210H222V211L221 210H219V211L215 210L214 207L212 206L213 204H211V203H213L212 199L214 196H213V192L210 193V190L212 191L213 189H218V188L221 189V187L223 186L222 185L223 179L226 177L225 174H230L231 167L228 166L224 162L225 161L224 156H225L226 152L222 148L223 144L226 145V141L228 142V140H226V141H224V140L227 138L230 139L229 137H226V136H230L229 135L230 133L229 132L227 133L226 129H224V127H222V126L220 127V130H218V131H217V129H211V128H213L212 127L213 122L217 123L218 119L216 118L217 120L215 119V121H214V120H212L213 117H208V116H210L211 114L216 115L215 113L218 114L219 112H217V110L213 108L214 106H211V105H209V106L206 105L207 108L211 106L212 107L211 109L209 108V109L205 110L206 107H203L204 110L202 109V103L206 102L205 97L207 100L208 96H206L207 93L204 94L205 92L203 93L205 97L203 96V94H202L203 91L198 85V77H200V76H198V73L200 74V72L203 71L202 68L204 69L205 64H206V67L210 64V63L209 64L206 63V61H208L207 56H209L213 53L212 49H214V46L213 47L210 46V47H212V48H210L209 44L206 43L205 50H204L203 49L204 46H200V44L202 42H200V40L198 41L197 39H196L197 41H195L196 35L200 34L196 25L193 26V28L195 27V30L198 31L199 33H196V31H193V30H189L188 26H187L188 22L184 23L183 19L181 17H179V15H177L176 13ZM3 16H4V18H7V19L9 18V19L7 20L4 18H1ZM10 18H13V20L11 21ZM3 19L5 21H3ZM258 19H254V23H255V21L258 22L259 21ZM73 21L75 23H73ZM100 21H102V20H100ZM8 22L9 23L12 22V24L10 23L11 24L10 25ZM246 22H248V23L246 24ZM252 23H250V24H252ZM188 24H189V26L192 25L191 23H188ZM1 25H0V29L2 27H4V25L3 26H1ZM69 26H71V27L69 28ZM260 27L262 28V26H260ZM6 28L8 31L6 30ZM66 28H69V29H66ZM3 29H1V30H3ZM76 29H78V30H76ZM81 29H82V31L80 32ZM84 29H86V30H84ZM65 30H66V32H65ZM75 31H76V33H75ZM192 31L195 32L196 34L192 33ZM84 32H85V35H84ZM245 32H246V27H245ZM253 32L254 31H252V33ZM190 33H192L193 36L195 34L194 39H193V36H191L192 34H190ZM260 33H262L261 38L264 42V31L263 32L261 31ZM95 34L96 33H94V35ZM253 34H251V32L245 33L244 37H247V38H245L244 42L246 43V40L251 41L252 37H254V38H256V40H258L259 37H257V35L255 36V34H257V33L254 32ZM57 35H58V37H57ZM78 35H80V36H78ZM97 35H95V36H97ZM189 35L191 37H189ZM198 36H197V38H198ZM62 37H64L63 40L61 39ZM65 37H66V39H65ZM78 37H80L79 38L80 41L78 40ZM67 38L71 41L69 42V40ZM199 39H201V38H199ZM51 41H53V42L51 43ZM252 41L250 42V44L253 45L255 48L257 43H255L254 40H252ZM2 42L5 46L3 44H2L3 46L1 45ZM54 42H55V44H54ZM65 42H67V43H65ZM72 42H73V44H72ZM247 42H248L247 44L251 47V45L249 44V41H247ZM203 44H205V43H203ZM9 45H7V46L9 47ZM54 45H56V46H54ZM194 45H198L196 47V49L198 51H200L199 49H201V48H202L201 51L204 50L202 52L200 51L201 55H200V52H196V50H194L195 49ZM207 45L209 47L208 50L211 49L210 50L211 53L209 51L208 52L206 51ZM78 46H79V48H82L81 49L82 53H80L81 51L77 48ZM1 47H0V49H1ZM177 48H179V49H177ZM39 49H41V51L43 50L42 53L47 52V54H48V52H50V55L48 54L47 57L51 56L52 60H55L57 57L60 58L61 60L56 59L55 61H57V62L55 63L54 61L50 60V57H49V59H47L46 57L44 58V56L38 55L39 57H41V59H40L36 55V53L39 51ZM249 49H250V52L252 53L251 48H249ZM60 51H62L63 54L65 53L67 56L65 54L61 55L62 53L60 54L59 53ZM65 51L68 53H66ZM1 52H0V54H1ZM76 52H78V53H76ZM185 52H186V55H185ZM192 52H193V54H192ZM205 52H206V54H205ZM253 52H254V50H253ZM34 53L36 56H34ZM79 53H80L81 58L79 55H77ZM208 53H210V54H208ZM31 54L34 56V58L29 56ZM37 54H39V53H37ZM44 54H45V56L47 55L46 53H44ZM51 54H54L53 55L55 57L54 59H53V56ZM72 54H76V55L71 56ZM86 54H85V56H86ZM253 54L254 53H252L251 57H252V59L256 60V61L255 60H253V61L257 62L259 64V62L261 63L263 60V67H264V58L263 59L258 58L259 60H261V61H259L257 58H255L256 57L255 55H254L255 57L253 56ZM1 55H3V54H1ZM68 55H69V57H68ZM205 55H206V57H204ZM76 56H79V58ZM211 56L208 57V59L211 58ZM73 57L77 59V60L74 59V62L77 61L79 63H82V65H81L82 67L83 66L87 67L86 64L89 63L88 61H90V63L93 62L92 64H90L92 66L96 64L92 68L88 66L89 67V69L87 67L88 70L83 67L82 69H80L79 72H81V73H79V74H82V73L86 74V73H84V72H86L84 70H87L88 72L91 71L93 73L87 74V76L89 75V77H87L86 75L81 76V75L77 74L74 77V80L72 79L73 81L71 80L72 82L71 81L69 82L65 78V75H64L65 73L63 72V70L65 69V67H67V65H70V63L74 64L73 59H71ZM183 57H184V59H183ZM30 58H32L33 61H34V59L35 60L37 59L34 62L36 65L33 63V61ZM68 58H69V60H68ZM40 60H41V63L43 64V66H41V67H40L41 64L37 66V64H39ZM45 60L48 63L53 62V63H51L53 65L50 64L52 66V67H50V69H49V67H46L48 65V64H46L47 62L45 64L43 63V62H45ZM83 60L85 61V65H84ZM58 61H62V64L66 63V64H64V66L65 65L66 66L64 67L61 63H60L61 65L58 64L59 63ZM185 61L187 64L188 63L189 64L187 65L186 63H184ZM67 62L68 63L70 62V63L68 64ZM174 62H175V64H174ZM28 63H31V65ZM29 65H30V68H29ZM55 65H56V67L59 65L58 66L59 69L57 67V70H55L56 67H53ZM200 65H201V68H199ZM169 66H170V68H169ZM183 66H185L186 68ZM33 67H34V69H33ZM44 67H46V68L44 69ZM94 67H96V68H94ZM162 67H163V69H162ZM258 67L259 68L261 67L260 70L264 71V68L262 66H258ZM37 68L39 71L37 70ZM90 68H91V70H90ZM93 68L96 69L97 71L95 70V72H94ZM26 69L27 70L29 69V70L27 71ZM60 69L62 70L63 74H62ZM198 69L200 71H198ZM22 72H24L25 75ZM39 72L42 74H40ZM91 72H89V73H91ZM168 73H169V75H168ZM172 73H174V74H172ZM53 74H54V76H53ZM184 74H185V76H184ZM162 75L160 74V76H161L160 78L163 79ZM186 77L188 79L191 78V83H190V81L187 82L188 79L186 80L185 79ZM36 78L39 80H37ZM194 78H197V80H195ZM10 79L13 83L15 82L13 84L14 86L12 85V82L10 81ZM192 79H193V81H192ZM65 80H66V82H65ZM8 81H9V83L11 82V88L12 89L11 88L7 89V87L9 88V85H8L9 83L7 84ZM164 81L162 80L161 83ZM185 81H186V83H184ZM192 82L194 83V85ZM42 83H43V85H42ZM161 83H159V85H162ZM62 84H63V86H62ZM6 85H8V86H6ZM101 87H99V88H101ZM225 87H227V85ZM125 88H128V87H125ZM196 88H197L198 92L196 91ZM125 90H127V91L121 92L120 96L122 97V99L124 97V100H125V97L128 98V95H129V98H131V97L134 98L133 93L129 92L131 90H129V89H125ZM172 90H174V91H172ZM199 91H200V94H199ZM80 92H82V93H80ZM128 93H131L132 95L128 94ZM188 93H189V96H188ZM122 94H124V95H122ZM169 95H170V93H169ZM209 95H210V93H209ZM120 96H119V98H121ZM193 96H195V97H193ZM195 100H196V102H195ZM67 103H69V104H67ZM87 106H89V104H87ZM179 110H181V109H179ZM200 110L204 113L201 115L202 117L200 116V114H198V113H201ZM210 110H215V111H210ZM143 112H145V113H143ZM193 112H194V114H193ZM108 113H107V118L111 117V116H109V114L111 112L109 114ZM142 114H143V116H142ZM65 116H63V117H65ZM40 117H42V116H40ZM136 117H137V115H136ZM207 117L212 120V123L209 122L210 121L209 119L207 121L208 123L205 121V119ZM216 117H217V115H216ZM137 118H138V120H140V117H137ZM146 118L145 119L143 118L141 121H147ZM37 119H36V121H37ZM34 121H33V123H35ZM204 122L207 123L206 126H204L206 124V123L204 124ZM13 123H14V126H13ZM172 123H173V125H172ZM177 123H179V124H177ZM16 124L18 127L20 126V129L17 128V126H15ZM175 124H177V125H175ZM210 124H211V127L209 126ZM174 125L177 127H175ZM213 125H216V124H213ZM6 126H8V127H6ZM81 127H83V126H81ZM165 127H167L168 130L170 127L178 129L179 131L178 130L173 131L174 129H172L173 132H171L172 134H174V137L176 135L175 139H177V137H178V139L175 140L174 137L172 136V134L170 133L169 135L172 136V137H170L171 138V140H170V138L168 137L169 135H167L169 132L168 133L166 132L168 130H166ZM2 128H3V130H2ZM203 128H205V129L208 128V129H206V131H207L206 133H208V131L211 132L210 135L208 133V137H207L209 142L212 139L210 142L211 145L208 142V147L210 150L208 152L212 153L213 155L209 154V155H212V156H209L205 152L206 155L204 153L205 156H203V158L200 159V157H202V154H201V156L198 155L197 153L199 150H197L196 148L198 147L199 143L201 142L200 141L201 137H203V135H201V134H204L203 132L205 131V129H203ZM223 129L227 133L226 136H225V132L221 133V131H224ZM164 133L165 134L167 133L166 137H165ZM219 133H221V135ZM192 135H193V137H192ZM205 136H207V135L205 134ZM31 137H35V141L38 143L33 144L31 142V139H32ZM167 137L169 138V140L167 139ZM215 137H216V139H215ZM69 138H70V140H72V138H74V139L72 141H70ZM165 141H167V142H165ZM23 142H25V143H23ZM30 142H31V145H33L34 147L30 145ZM168 142H170L169 143L170 145L168 144ZM39 143H42L44 145L46 144V148L43 147L42 144L40 145ZM65 143H66V145H65ZM37 144H39L38 146H40V147L42 146L43 148L36 146ZM72 144L75 145V146H73L74 148L72 147ZM158 144H159V146H158ZM160 144L161 145L163 144V145L161 146ZM48 145H49V147H48ZM67 145L69 146V148ZM77 145H79V146H77ZM215 145H217V146H215ZM218 145H220L221 147H219ZM76 146L79 147V149L76 150ZM157 147L159 148V150L161 147H162V149L165 148L164 151L161 149L163 153L160 152L161 153L160 154L158 152L159 150H157L158 149ZM241 147H243V150ZM241 147L239 146V148H241V150L243 152L246 151V149H244L245 147L243 145ZM262 147H263V149H262ZM44 148H45V150H44ZM72 148H73V150L75 149L76 151H73ZM172 148H174V149H172ZM220 148H222V149H220ZM40 149H43L44 151H42ZM10 150H11V152H12V150L14 152L16 150L17 152L11 153ZM173 150L175 153L176 152L177 153L173 154ZM241 150L239 149L240 153H241ZM40 151H42V152H40ZM156 151L158 152V154L156 153ZM189 151L193 152V154L188 153ZM39 152H40V154H39ZM195 152H197V153H195ZM8 153H10L11 156H9L10 154H8ZM240 153H239V156L241 154H243V153H241V154ZM245 153L246 152H244V154ZM12 154H13V156H12ZM164 154H166V156ZM5 155H6V157H9V158H6ZM156 155L157 156L160 155V156L156 157ZM161 155H162V157H161ZM155 157H156V160H155ZM176 157H178V158H176ZM194 157H195V160H194ZM17 158H18V156L16 155V160H15L16 162H18ZM179 158H180V160H179ZM240 158L244 160L246 158V155H243V156L241 155ZM31 159H29V160L26 159V160L30 161ZM167 159H168V162H170L168 164H167ZM176 159H177V161H176ZM198 159H200V161H198ZM1 161H4V164H2ZM27 161H26V163H27ZM177 162H179L180 164H178ZM181 162H182V165H181ZM196 162L198 164H196ZM174 163H176L174 165L176 167H172V165ZM242 163H243V165H242ZM15 165H19V164H14V166ZM188 165H189V167H188ZM5 166H8V167L5 168ZM14 166L13 167L10 166L11 169L9 168L10 170L9 169L7 170L8 172L10 171L12 173V175H10L11 173L9 172V174H7L8 177L6 176V179L5 178L0 179L1 180L0 184L3 182L6 185L5 186L2 183L3 186L2 185H0V186L1 187L5 186L6 190H7L6 191L3 188L5 191L2 189V192H5V193H2V194L3 195L5 194L6 200L7 199L10 200L9 203H8V201H6L8 203V206H6V208L9 207L8 208V210H9V209H11L10 207H12L15 209V211H17V210L21 211L22 208L20 206H23L24 211H28L27 210L28 207H30L32 205L30 203V200H28V198H30L29 196H31V194H30V191L28 192L27 190H30V189H26L27 187L25 188V185L22 186V184H25L26 182L29 183L28 180L24 181L25 183L22 181V180L28 179L27 173L24 171V173H25V175H24L23 171H21V170H23L22 165L20 166L22 168H20V167L17 168V166H15L16 167L15 171L13 169ZM255 167H257L258 169H255ZM245 168H247V169H245ZM12 170H13V172H12ZM254 170H256V175H255ZM257 171H259V174H257L258 173ZM246 172H249L251 177H249L250 175ZM247 174L249 175L248 178H246ZM10 176H11V178H10ZM252 176L253 177L255 176V177L252 178ZM259 178H261V179L259 180ZM8 179H10L12 183ZM247 179H249V180H247ZM5 180L8 181V183L10 182L11 185L13 184V182L17 183V185H15V183L13 185L14 187L7 185L6 184L7 182H4ZM60 180L57 183L55 182L56 185L55 184L52 185V186H55L56 191L54 189H52L53 187L51 188L52 191L58 195L55 196L56 194H53V192L52 193L50 192V194L54 195V196H52L53 199H51V201L50 200L46 201L47 203H45V202H44V204L41 203L45 207L43 209H45V210L48 209L50 211L51 209L54 208L53 209V211H54V210H56L55 206L56 207L60 206L59 208L60 209L62 208L63 210H67L66 209L67 207L71 208V206H69V205L71 204L70 202L73 203V200L71 199L72 197L70 196L71 192L69 189L72 187H71L70 183H69L70 188L68 187L67 180H65V179H60ZM261 180H263V181H261ZM19 181L22 184L19 183ZM257 181H261V182L259 183ZM251 182H254V185ZM28 183H26V186L29 187V185H27ZM256 183H259V184L256 185ZM229 185H226V190H227V187H229ZM251 185H253V186H251ZM260 185H262V186H260ZM7 186H9L10 189H7L8 188ZM244 187H245V189H244ZM252 187L255 188L256 190L253 189ZM209 188H210V190H209ZM238 188H239V190H238ZM57 189L61 192L57 193L58 192ZM206 190H208L209 192L208 191L206 192ZM251 190H252V192H251ZM228 191H230V189ZM253 191L255 192V194ZM260 192H261V195H260ZM9 193H11V194H9ZM251 193L253 194V197H252ZM238 195L241 197L238 198ZM248 195H250V197ZM255 195H256V197H254ZM25 196H27V197H25ZM199 198H200V200H199ZM210 198H212V199L209 200ZM11 199L13 200L14 203H12ZM69 199H71V200L69 201ZM182 200H183V204H180V203H182ZM205 200L208 203L203 202ZM175 202H177L176 207H175ZM185 204L187 205V207L185 206ZM254 204H258V205L253 206ZM15 205H20V206H15ZM72 205H74V203ZM129 205H131V208ZM173 205H174V207H173ZM250 205H251V207H250ZM179 206H180V209H179ZM210 206L213 207V209ZM181 207H183V209ZM40 208L42 209V206ZM185 208H187V209L184 210ZM262 208H264V207H262ZM23 209H22V211H23ZM140 209H141V213H143L142 215L140 213ZM178 209L180 210L181 215H180ZM197 209H199L198 211L200 213H201V211L205 210L202 212L205 217L202 216L201 214L197 213ZM208 209H209V211H208ZM226 209H227L228 213H227ZM11 210H13V209H11ZM182 210H184V211L182 212ZM134 211L138 212V213H136V216L139 215V216H137L138 218L134 217L135 216ZM211 211L213 212V214ZM251 211H252V213H250ZM256 211H258V212L256 213ZM184 212H185V214H184ZM206 212L208 213V215ZM210 212L212 215H214V212H215V216H211ZM232 213H234V214H232ZM255 213H256V215H255ZM176 214H178L177 215L178 217L176 216ZM205 214L207 215V217ZM244 214H245V216H244ZM219 215H221V216H219ZM234 215H235V220H234ZM124 216L126 217L125 214H124ZM142 216H144L145 219ZM200 216H202V217H200ZM139 217H141V218H139ZM253 217H255V218H253ZM133 218H134V220H133ZM177 218H178V220H176ZM123 219L125 220V218H123ZM215 219L219 223V225L216 221H214ZM88 220L90 221V219H88ZM91 220H93V222H94V219H91ZM124 220H123V222H124ZM169 220H172V225L170 224L171 221H169ZM174 220H176L177 223H174ZM181 221H183V222H181ZM86 222H88V221L86 220ZM93 222L91 221L90 224L92 223L91 225H95L96 223L94 222L95 223L94 224ZM96 222H97V220H96ZM165 222H167V223H165ZM180 222H181L182 226H180L181 225V224H179ZM74 223H72V226H73L72 227L69 222H66V221L62 222L60 225V229L63 232L60 234L64 235L67 233V231H72L73 228L74 229L77 228L76 226H78V225H75L76 223L75 224ZM168 223H169V225H167ZM220 223H221V225H220ZM253 223H255V224H253ZM131 224H133V226L137 225V227L134 228V227H132ZM176 224H178V226H176ZM215 225H216V227H214ZM229 225H230V227H232L233 225L234 226L232 228H230ZM70 226L72 229L69 228ZM125 227L126 228L132 227L134 230L132 228L126 229ZM248 227H250L249 228L250 230L248 229ZM67 228H69V230ZM77 229H75V231H73L74 235H76V236L79 235V233H77V231H76ZM64 230L65 231L67 230L66 233ZM120 230L122 233L123 232L125 233L123 235L126 237H123L120 234ZM23 231L24 230L21 229L20 232H22V233H19V237L21 236V238L26 239V240L25 239L20 240V242H22V244L20 242L15 241L16 243H18L17 245H16V243H11V245H9L12 240H9L10 242L7 241V242H9L8 244H6L7 243L6 241H4V243L1 242L3 245L0 243V245H1L0 247H3L2 249H0V264H3V263L9 264L12 261H14L13 260L14 259L13 254L16 255L15 253L17 251H18V253L21 252V250H23L24 252L25 251L27 252V250H25V249H28L30 247L29 242H31V240L32 241L34 240V242L38 241L35 244L40 249H42L43 247L48 248V250H50V248H53V250L56 249L55 246L58 244V242L56 243L55 241L57 239H59V235H58L59 233L57 234V236H55V238L57 237V239L54 238L55 241L52 242V240H51V242L50 241L47 242L48 239H45V237L40 236L39 237L40 239H38L39 235H37V237L35 236L38 240L37 239L35 240V238L31 239L30 237H28L29 236L28 234H27L28 238L24 237L25 231L24 232ZM23 233H24V235H23ZM213 234H215V235H213ZM167 237H169V238H167ZM29 238L31 239L30 241L28 240ZM44 239L47 243L44 241ZM123 239H125L126 241L125 240L123 241ZM130 239H132L133 241L131 240L132 241L131 242ZM253 239H256V240H253ZM60 240H61V235H60ZM57 241H59V240H57ZM61 241H59V242H61ZM166 242H167V244H166ZM260 242H261V244H260ZM55 243H56V245L54 246L53 244H55ZM262 243H263V245H262ZM4 244L6 246H4ZM12 244H14V245H12ZM43 244H47V245H44L41 247L40 245H43ZM51 244H52V246H51ZM48 245H50V246H48ZM58 245H57V247H58ZM197 245H199V246H197ZM33 247L35 248V246H33ZM197 247H200V248H197ZM44 248H43V250H44ZM29 249L32 250L33 248L30 247ZM252 253H253V255L251 256ZM3 257H4V259H3ZM10 258H11V260H10ZM163 260L164 261L168 260L169 263H168V261L163 262ZM247 260H248V262H247Z\"/></svg>",
  "mask_w": 264,
  "mask_h": 264
}]
</instances>
